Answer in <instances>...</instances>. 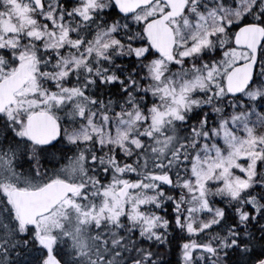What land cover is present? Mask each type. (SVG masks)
Returning <instances> with one entry per match:
<instances>
[{
    "label": "snow or ice",
    "instance_id": "obj_1",
    "mask_svg": "<svg viewBox=\"0 0 264 264\" xmlns=\"http://www.w3.org/2000/svg\"><path fill=\"white\" fill-rule=\"evenodd\" d=\"M0 264H264V0H0Z\"/></svg>",
    "mask_w": 264,
    "mask_h": 264
}]
</instances>
